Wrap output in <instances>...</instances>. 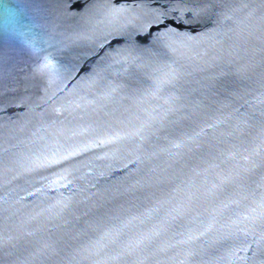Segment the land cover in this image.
Returning <instances> with one entry per match:
<instances>
[{"label": "water", "instance_id": "obj_1", "mask_svg": "<svg viewBox=\"0 0 264 264\" xmlns=\"http://www.w3.org/2000/svg\"><path fill=\"white\" fill-rule=\"evenodd\" d=\"M0 264H264V0H0Z\"/></svg>", "mask_w": 264, "mask_h": 264}]
</instances>
